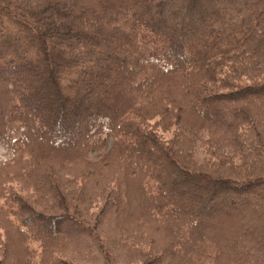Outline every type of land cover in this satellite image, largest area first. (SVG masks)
I'll use <instances>...</instances> for the list:
<instances>
[{
	"label": "trees",
	"instance_id": "1",
	"mask_svg": "<svg viewBox=\"0 0 264 264\" xmlns=\"http://www.w3.org/2000/svg\"><path fill=\"white\" fill-rule=\"evenodd\" d=\"M0 264H264V0H0Z\"/></svg>",
	"mask_w": 264,
	"mask_h": 264
},
{
	"label": "rangeland",
	"instance_id": "2",
	"mask_svg": "<svg viewBox=\"0 0 264 264\" xmlns=\"http://www.w3.org/2000/svg\"><path fill=\"white\" fill-rule=\"evenodd\" d=\"M111 142H112V140H110V142L107 143V144H108V145H107V148L110 146V143H111ZM95 154H96V153H94V152L90 153V157H94ZM196 158H197V161H198L199 163H202V161L205 163L206 160H207V159L204 158V155H201V154L198 153V152H197V154H196ZM204 159H205V160H204ZM136 236H137V235H136ZM209 252H210V250H208V251L205 253V255H207ZM195 259H197V260H199V261H204V260H206L205 257H201L200 255L197 256V257H195ZM207 261H208V260H207ZM207 261H206V262H207Z\"/></svg>",
	"mask_w": 264,
	"mask_h": 264
}]
</instances>
